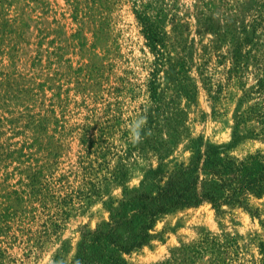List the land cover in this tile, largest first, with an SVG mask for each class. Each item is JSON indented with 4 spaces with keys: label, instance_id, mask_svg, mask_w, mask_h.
I'll return each mask as SVG.
<instances>
[{
    "label": "rangeland",
    "instance_id": "1",
    "mask_svg": "<svg viewBox=\"0 0 264 264\" xmlns=\"http://www.w3.org/2000/svg\"><path fill=\"white\" fill-rule=\"evenodd\" d=\"M47 2L51 12L36 16L43 28L57 29L48 41L68 39L80 27L73 8L66 0ZM79 2L92 17L83 29L89 46L69 49L67 59L75 68L93 64L95 80L78 84L82 77H74L56 91L54 100L64 101L57 118L70 133L50 170L62 179L54 188L58 200L46 216L22 222L19 212L12 229L2 226L0 264H72L86 237L107 228L124 201L155 191L182 166L264 156V0ZM23 4L15 9L22 12ZM138 17L163 35L160 56L148 48ZM93 22L103 31L98 43ZM30 27L36 43L39 26ZM35 55L36 46L27 49L21 72L31 71ZM141 115L151 135L134 145L127 126ZM85 133L91 143H83ZM247 202L160 215L143 249L126 255L108 248L101 264L109 255L124 264H264V197Z\"/></svg>",
    "mask_w": 264,
    "mask_h": 264
},
{
    "label": "trees",
    "instance_id": "2",
    "mask_svg": "<svg viewBox=\"0 0 264 264\" xmlns=\"http://www.w3.org/2000/svg\"><path fill=\"white\" fill-rule=\"evenodd\" d=\"M19 1L0 0L1 232L2 226L12 229L10 224L19 212H22L21 221L26 219V215L46 216L50 206L57 203L54 188L62 179L55 177L50 170L59 164L65 150L62 138L70 133H66V125L60 124L63 121L57 118V109L63 108L64 101L54 100L60 99L56 91L62 92L64 83L74 77H82L78 84H93L95 80L93 64L78 62L80 67L75 68L73 60L67 59L69 49L80 48L82 51L89 46L83 29L92 17L79 0H66L73 8L72 20L80 24L79 29L68 39L58 37L49 41L57 29L43 28L45 22L41 16H36L38 12L44 15L51 12L47 0H23L22 12L15 9ZM138 18L148 48L160 56L163 35L148 19ZM30 22L39 26L36 28V43H31ZM93 24V40L98 43L103 31H95L97 25ZM96 45L92 44L90 48L96 49ZM32 46H36V55L30 58L31 71L26 74L19 70L18 65ZM40 69L44 71L42 75L36 72ZM48 93L53 94L49 97ZM52 126L55 127L53 130ZM83 139L84 144L91 143L87 133ZM207 161L209 167H201L200 161L182 166L171 180L159 185L155 191L141 192L124 201L107 228L86 237L75 261L101 264L99 257L108 248L126 255L143 249L151 241L160 215L204 203L219 209L246 204L250 197H264L263 155L257 154L241 161L208 157ZM17 177L19 181L11 184V180ZM68 198L65 196L63 199ZM62 205L65 206L64 203L59 204ZM121 230H126L128 236L123 237ZM90 236L91 241H88ZM107 259V264H124L121 257L109 255Z\"/></svg>",
    "mask_w": 264,
    "mask_h": 264
},
{
    "label": "clouds",
    "instance_id": "3",
    "mask_svg": "<svg viewBox=\"0 0 264 264\" xmlns=\"http://www.w3.org/2000/svg\"><path fill=\"white\" fill-rule=\"evenodd\" d=\"M147 123L146 115H141L128 123L129 140L132 144L142 143L147 136L151 135V130L147 128ZM75 264H80V262L75 261Z\"/></svg>",
    "mask_w": 264,
    "mask_h": 264
}]
</instances>
